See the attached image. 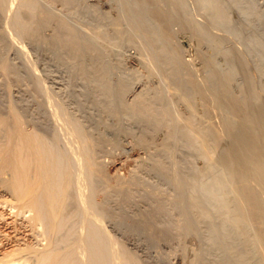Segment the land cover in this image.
<instances>
[{"label": "rangeland", "instance_id": "1", "mask_svg": "<svg viewBox=\"0 0 264 264\" xmlns=\"http://www.w3.org/2000/svg\"><path fill=\"white\" fill-rule=\"evenodd\" d=\"M156 10L169 17L167 36ZM260 123L264 0H0V144L12 150L0 145V261L24 251L34 264L49 249L69 264H264L257 222L235 210L242 185L261 186ZM246 124L256 165L239 153ZM18 130L41 138L65 170L55 233L35 218L51 210H30L13 188L21 164L12 153L23 145L30 155Z\"/></svg>", "mask_w": 264, "mask_h": 264}, {"label": "bare ground", "instance_id": "2", "mask_svg": "<svg viewBox=\"0 0 264 264\" xmlns=\"http://www.w3.org/2000/svg\"><path fill=\"white\" fill-rule=\"evenodd\" d=\"M159 1V0H158ZM156 2V1H155ZM156 14V16H154V17H156L155 19H157L158 20V24H159V26H160V28L162 29V31H163V33H164V35L165 36H167L168 35V21H170V20H168L169 19V17H168V15H166L165 13H164V11L163 12H161V11H159L158 12V10H156V12H155ZM154 14V13H153ZM168 25V26H167ZM158 26V27H159ZM161 35V34H160ZM162 38V37H161ZM174 59H172V61H173ZM177 61V60H176ZM172 63V62H171ZM177 63V62H176ZM178 63H179V61H178ZM179 64H181V63H179ZM172 65V64H171ZM173 65H176L174 62H173ZM175 67V66H174ZM177 69H178V67H176ZM177 74V73H176ZM195 81V80H194ZM211 87V86H210ZM214 87H216V85L214 86ZM201 88V87H200ZM212 88V87H211ZM202 89H204L205 90V88L204 87H202ZM208 89H209V87H208ZM208 89H206L205 91L208 93V92H210ZM211 90V89H210ZM199 92H201L200 93V96L202 97L201 99H203V98H206L207 97V95H206V92L204 91H200V90H198ZM218 91H219V89L218 88H214V89H212V91H211V95L215 98V100L216 99H218V101H220V102H218V103H224V104H226V108H228L229 110L228 111H230V110H232V111H237L236 112V114L237 115H239V112L238 111H240L241 109H242V107H241V105L242 104H238L239 102H237L236 101V99L235 98H233L232 96L230 97H228V95H219V93H218ZM247 93V92H246ZM210 94V93H209ZM208 94V96H211V95H209ZM247 95V94H246ZM245 95V96H246ZM225 96V97H224ZM210 99H211V97H209ZM208 99V98H207ZM210 99H208V100H210ZM235 99V100H234ZM242 99V98H241ZM204 100V99H203ZM202 100V101H203ZM212 100V99H211ZM205 102H206V99L204 100ZM243 101V100H242ZM247 101V100H246ZM205 102L203 103V104H205ZM214 103V102H213ZM217 103V104H218ZM206 104H208V103H206ZM206 104H205V106H206ZM214 105H216V103L214 104ZM217 106V105H216ZM220 106V105H219ZM215 107V106H214ZM206 108H207V106H206ZM217 108V107H216ZM222 108V107H221ZM220 109V108H219ZM223 109V108H222ZM243 109H244V107H243ZM243 109L241 110L242 112H240L241 114L243 113ZM209 110H212V108L211 109H209ZM216 110V109H215ZM218 110V109H217ZM216 110V111H217ZM208 111V110H207ZM213 112V111H212ZM214 113V112H213ZM212 113V114H213ZM245 113V112H244ZM230 115H231V113H229ZM215 115V114H214ZM214 115H212V116H214ZM235 115V114H234ZM243 115V114H242ZM245 115V114H244ZM203 116V115H202ZM241 116V115H240ZM11 117V116H10ZM232 117V116H231ZM233 118V117H232ZM240 118V117H239ZM261 119H262V117H260ZM217 119V118H216ZM243 119V118H242ZM246 119H249V118H246ZM260 119V120H261ZM223 120V119H222ZM263 120V119H262ZM19 121H20V119H19ZM215 121V120H214ZM232 121V120H231ZM14 122H16V121H14ZM199 122V121H198ZM210 122V121H209ZM18 123V122H17ZM20 123V122H19ZM211 123V122H210ZM254 124V123H253ZM261 124V123H260ZM242 125H245L244 123L242 124ZM262 125V124H261ZM260 125V126H261ZM6 126V125H5ZM212 126V125H211ZM263 126V125H262ZM237 127V126H236ZM242 127V126H241ZM244 130H242L241 128V131H242V135L241 136H239L238 137V139H239V146L241 147V150H242V153H241V151H239L240 150V147H238V146H235L234 148H236L238 151H239V153L240 154H242V156H243V158H244V160L246 159V161L247 160H249L251 163H254L255 164V161L257 160V158H259V156H257L258 154H256V153H254V152H257V148H258V144L257 143H259V142H255L256 140H252L250 137H252V136H250V134L248 133V134H246L247 133V131L246 130H248V127H247V124H246V127H242ZM250 128V127H249ZM254 128V127H253ZM263 128H264V126H263ZM239 129V130H240ZM15 130H17V129H15ZM234 130V129H233ZM252 130V128H250V130L248 131V132H250ZM254 130V129H253ZM13 131H14V129H13ZM12 130H11V132H13ZM21 131H23V130H21ZM244 131V132H243ZM213 133V132H212ZM238 133H239V131H238ZM251 133H254L253 131L251 132ZM18 134V135H17ZM17 134H16V136H18V138L15 136V137H13L12 136V139L13 138H17V139H19V141L17 142L16 141V139H15V141L17 142L16 144H24L25 146H26V148H28V150H30L29 151V153H30V155H29V153H28V155L29 156H26V155H23L22 153H23V151H22V148H23V145H22V147H20L19 148V146H18V148L19 149H21L20 151H19V149H17V151H15V153H12V157H10V160L13 158V162H18V164L20 163L21 165L19 166V168H20V170L17 172V174L16 175H14L15 177H16V179L14 178V179H11V180H15V181H13L14 182V190H17L18 192V194L16 193V196H18L17 198H19L20 200H22V202H23V200H24V202L23 203H25L26 201H27V199H30V200H28V201H30L31 202V204H30V206H31V208H29L30 210H34L35 211V209L37 210V212H38V214L41 212L40 210V208L42 207V208H44V206L45 207H47V209H49V210H51V212H50V216L47 218V219H45V221L43 220V218L44 217H42V218H40L41 216H40V214L38 215L37 213V215L39 216H37V217H35V215H34V217L36 218V220L38 221V224H39V222H40V225L41 224H45L46 223V226H47V232H50V234H51V232L53 233L57 228H58V225H61V223L59 224V221H61L60 219H61V217H60V214H62L61 212H62V210H65L64 208L62 209V207H64L63 206V200H64V197H65V192L67 191H65V190H63V188L61 187L63 184H61V186H60V184H59V181H60V179H59V175H58V173H60V172H62L63 170H64V168H62L63 170H61L60 172H59V166L57 167V165H55V163H56V161H55V163H54V161L51 159V157L50 156H48V155H50L49 153L47 154L46 153V151H44L45 149L47 150V148H45L46 147V145H43V140L41 141L40 139L41 138H37V139H35V135H33V133H32V135L30 136V135H28V137H27V135L26 134H23V132H20L19 130H18V132H17ZM211 134V133H210ZM255 134V133H254ZM253 134V135H254ZM255 135H257V134H255ZM37 136V135H36ZM257 137V136H256ZM45 138V137H44ZM39 139V140H38ZM253 139H255V138H253ZM10 141V140H9ZM41 141V143H42V146H41V144L39 143ZM6 142V141H5ZM46 142V141H45ZM3 144V143H2ZM54 144V143H53ZM256 144V145H255ZM1 145V144H0ZM6 145V143L5 144H3V146L2 147H4ZM8 146H11L9 143H8V145H6L5 147L6 148H8ZM14 146V145H13ZM12 146V147H13ZM43 146H45L44 148H43ZM256 146H257V148H256ZM16 148V147H15ZM243 148V149H242ZM256 148V149H255ZM9 149L10 148H8V151H9ZM13 149V148H12ZM24 149V148H23ZM259 149V148H258ZM2 151H3V149H1ZM0 150V151H1ZM4 150H5V148H4ZM11 150V149H10ZM15 150V149H14ZM28 150H25L26 152L28 151ZM235 150V149H234ZM256 150V151H255ZM1 151V152H2ZM12 151V150H11ZM48 151H50L49 150V148H48ZM54 151V150H53ZM60 151V150H59ZM236 151V150H235ZM238 151H236V152H238ZM259 151V150H258ZM4 152V151H3ZM2 152V153H3ZM22 152V153H21ZM57 152V151H56ZM61 152V151H60ZM224 152V151H223ZM222 152V153H223ZM226 152V151H225ZM260 152V151H259ZM8 153V152H7ZM7 153L5 154V155H7ZM24 154H26V153H24ZM260 154V153H259ZM9 155H10V153H9ZM58 155V154H57ZM237 155V154H236ZM239 155V154H238ZM261 155V154H260ZM232 156V155H231ZM264 157V156H263ZM1 158H2V156H1ZM0 158V159H1ZM4 158V157H3ZM30 158H32L33 160H34V162L36 163V165L35 166H33V169H34V167H36L35 169V175L37 176V178L35 179V177H33L36 181L35 182H32V183H35V186H36V188H38V189H40L41 191H46L45 193H46V195H45V201H43L42 203L43 204H41V201H42V198H41V201H39L40 200V198H38L37 199V190H36V188L34 189V187L35 186H33V188L32 189H30V187L31 186H29L28 184V186H26V184H25V179L26 178H24V175H26V169H28V168H26V165H27V167L29 166L28 164H31V163H29V161L31 162V160L32 159H30ZM225 155H223V157L221 158V161H223V163H224V160H225ZM5 159V158H4ZM243 160V161H244ZM1 161H3L4 163L3 164H5V161L4 160H1ZM7 161V160H6ZM90 161V160H89ZM242 161V160H241ZM9 162V161H8ZM87 162V161H86ZM225 162H226V160H225ZM1 163V162H0ZM28 163V164H27ZM32 163H33V161H32ZM92 161H91V164H89V165H91L92 166ZM222 163V164H223ZM7 164V163H6ZM9 164V163H8ZM11 164H12V162H11ZM57 164V163H56ZM59 164V163H58ZM61 164V163H60ZM220 164V163H219ZM244 164H245V161H244ZM15 165H16V163H15ZM15 165H13V166H15ZM256 165V164H255ZM11 166V165H10ZM22 166V167H21ZM31 167H30V169L32 168V165H30ZM62 166V165H61ZM233 166V165H232ZM263 166H264V163H263ZM262 166V164L261 165H256V168H255V170H256V177L258 178V183H259V185H261V186H259V188L258 189H255V188H253L254 186H252L251 184H252V182L249 184V183H246L245 185H242V187H241V189L239 190L240 192H239V194H238V200L236 199V202H237V205H236V203H235V210H236V212H239V214H240V217H241V219H242V221L243 222H245V223H247V219H248V217H250L251 219H253V220H255L254 221V223L255 222H257V225L259 226L258 227V230H259V232H257V233H259V235L258 236H256V237H260L259 239L260 240H262V243H261V241L259 240H256L255 238V240L257 241V242H259V243H261L262 245H260L261 247H262V250L264 249V200H262L261 199V194L263 195L264 194V167ZM4 167V166H3ZM7 166H5V168H6ZM12 167V166H11ZM227 169L226 170H230V169H228V167H226ZM60 169H61V167H60ZM254 169V168H253ZM252 169V170H253ZM0 170H1V168H0ZM3 170H6V169H4L3 168ZM7 170H9V169H7ZM12 170V169H11ZM15 170V169H14ZM15 171H17V169L15 170ZM65 171V170H64ZM11 172V171H10ZM30 172H32V171H30ZM231 172V171H230ZM25 173V174H24ZM63 173V172H62ZM228 174V173H227ZM10 175V174H9ZM12 175V174H11ZM61 175V174H60ZM64 175V174H63ZM231 175V174H230ZM65 176V175H64ZM67 176V175H66ZM26 177H27V175H26ZM30 177V176H29ZM61 177H63V176H60V178ZM255 177V178H256ZM23 178V179H22ZM229 178V177H228ZM31 178H29L28 180H30ZM62 179V178H61ZM65 179H67V178H65ZM32 180V179H31ZM215 180V179H214ZM220 180V179H219ZM242 180V179H241ZM210 181V180H209ZM257 181V180H256ZM255 181V182H256ZM11 182V181H10ZM31 182V181H30ZM216 182H218L217 180H216ZM221 182H222V180H221ZM234 182V181H233ZM236 182V181H235ZM239 182V181H238ZM27 183H29L28 181H27ZM61 183H63V182H61ZM65 183V182H64ZM229 183V182H228ZM242 183V182H241ZM240 183V184H241ZM11 184V183H10ZM10 184H9V186H10ZM215 183H213V182H211V183H209V185H210V187H207V191H206V194H208L210 197H212L213 195H214V193L213 192H211V189L213 188V189H215V188H218V187H216L215 185H214ZM218 184V183H217ZM238 184V183H237ZM236 184V185H237ZM254 185V184H253ZM26 186V187H25ZM258 186V185H257ZM11 187V188H12ZM17 187V189H15ZM64 188H66V187H64ZM220 188V187H219ZM39 194H40V192H39ZM38 194V195H39ZM43 194V193H42ZM66 197H67V194H66ZM215 197V196H214ZM237 198V197H236ZM26 199V200H25ZM19 201V200H18ZM28 201H27V203H25V204H27V206H29V203H28ZM66 201V200H65ZM44 202H45V204H44ZM235 202V201H234ZM244 203H246V205H247V207H248V210H245L246 209V206H245V204ZM24 204V205H25ZM42 205H44V206H42ZM29 206V207H30ZM67 208V207H66ZM46 209V208H45ZM33 211V212H34ZM45 211V210H44ZM247 211V212H246ZM30 212V211H29ZM65 212V211H64ZM63 212V213H64ZM43 213V212H42ZM47 213H49L48 211H47ZM60 217V218H59ZM34 218V219H35ZM249 220V219H248ZM62 222V221H61ZM36 222H34V224H35ZM250 225V224H249ZM248 225V226H249ZM256 225V224H255ZM43 226V225H42ZM45 226V227H46ZM60 230V229H59ZM257 230V231H258ZM45 231V230H44ZM57 231V230H56ZM55 233V232H54ZM231 234H233L235 237H236V240L238 239L239 240V244L240 245H243V247H248V246H250V244H251V242H252V239L250 240L249 238H250V236H248L249 238H247V236H246V233H245V230H241V228H236V229H234L232 232H231ZM226 235H228L227 233H226ZM233 235H232V237H233ZM235 237H234V239H235ZM250 240V241H249ZM254 240V241H255ZM237 243V244H238ZM236 244V243H235ZM253 246H254V242H253ZM53 247V246H52ZM251 247V246H250ZM260 247V248H261ZM252 248V247H251ZM34 249V248H33ZM51 249V248H50ZM54 249V248H53ZM56 249V248H55ZM46 250V249H45ZM247 250V249H246ZM258 250V249H257ZM26 251V250H25ZM57 251V250H56ZM264 251V250H263ZM24 252V251H23ZM23 252H18V254H14V253H11L10 255H6V257H4L3 259V261H0V264H28L29 262H27V258L25 259L24 257H23V255H22V253ZM29 252V251H28ZM41 252H42V250H41ZM45 252V251H44ZM53 251H51V250H47L46 251V253L44 254L43 252V254H41L42 256H40V253H39V255L38 256H36L35 257V260L33 261V262H35L34 264H64V263H66V260H67V262H68V264L70 263L69 262V260H68V257H66V260L65 259H63L62 257H61V259H63V260H65V261H63V260H60L59 258H60V256L61 255H59V254H57V255H55L54 254V252L52 253ZM259 254L258 255H261L262 253L261 252H258ZM35 254H37V253H35ZM63 256V255H62ZM26 257V256H25ZM28 257H29V255H28ZM65 257V256H64ZM24 258V259H23ZM23 259V260H22ZM29 259V258H28ZM29 261V260H28Z\"/></svg>", "mask_w": 264, "mask_h": 264}]
</instances>
